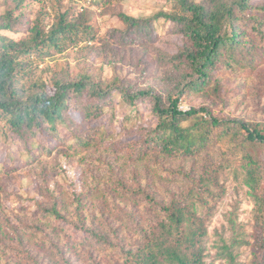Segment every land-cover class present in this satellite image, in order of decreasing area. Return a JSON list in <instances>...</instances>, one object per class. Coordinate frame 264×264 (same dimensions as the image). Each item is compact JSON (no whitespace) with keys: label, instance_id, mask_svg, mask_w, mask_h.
<instances>
[{"label":"trees","instance_id":"1","mask_svg":"<svg viewBox=\"0 0 264 264\" xmlns=\"http://www.w3.org/2000/svg\"><path fill=\"white\" fill-rule=\"evenodd\" d=\"M39 1L44 4L21 36L18 35L24 0L0 3L4 7L0 14V137L5 142L17 140L15 146L21 147L22 157L28 159H22L23 162L31 164L41 153L50 155L56 148L70 146H65L61 134L67 125L73 132L74 146L102 151L109 178H115L120 186L132 185L133 195L142 197L148 205L143 216L148 218L153 213L155 217L138 229V240L127 249L123 243L119 244V227L99 226L94 223L93 214L84 209V198L99 193L97 186L89 185L74 196L72 215L62 210L65 202L57 197L46 207L38 206L35 221L29 218L20 221L17 224L20 230L5 223V228L0 227V248L9 246L6 251L14 259L18 256L19 264L21 260L23 264H208L205 261L209 256L206 253L208 223L225 192L220 179L234 162L226 159V155L213 165L212 160L203 156L199 170L193 165L184 172L181 166L173 173L165 165L169 159L184 157L191 158L190 164H194L193 156L222 144L229 150L244 153L238 169L246 194L253 202L252 264H264V123L214 115L206 105L187 111L179 108L181 102L196 97L217 99L222 86L219 73L236 74L252 69L258 60L264 62V2L164 0L167 11L162 7L144 19L117 11L116 16L124 27L114 30L112 37L120 48L142 44L144 39L153 42L157 27L166 22L180 36L182 44L175 53L158 56L163 74L156 86H127L117 76L102 79L85 71L78 80L68 79L67 75L52 77L50 86L54 93L50 95L45 81L33 76L34 60H51L71 50L85 57L90 50H97L101 42L95 37L86 10L73 16L65 0ZM122 1L94 0L93 4L116 8ZM96 40L99 43L87 44ZM103 45L108 53L116 52L108 42ZM114 99L130 108L132 118L136 116V107L147 105L148 125L142 127L138 123L139 139L134 144L120 143L107 127L91 125L108 115L107 112L114 114ZM71 113L78 114L80 122ZM58 153L66 154L62 149ZM117 157L125 158L122 165L114 163ZM155 169L168 170L165 173L168 182L181 176L179 183L186 184L169 202L150 195ZM103 194L110 196L107 190ZM130 217L139 221L133 213ZM58 221L71 224L84 237L62 243L60 235L51 229V224ZM228 223L233 234H238L235 218L230 216ZM224 233L223 230L218 235L220 245L216 247L215 257L219 264H237L235 245L240 242L249 245V242L245 237L240 236L239 240L233 236L228 244ZM37 236L43 244L53 241L51 253L41 254L40 249L30 247L32 243L28 247V241ZM11 244L23 250L20 252ZM99 254L111 258L106 261Z\"/></svg>","mask_w":264,"mask_h":264},{"label":"rangeland","instance_id":"2","mask_svg":"<svg viewBox=\"0 0 264 264\" xmlns=\"http://www.w3.org/2000/svg\"><path fill=\"white\" fill-rule=\"evenodd\" d=\"M41 1L47 2V0ZM93 1L65 0L64 3L71 7L73 16L80 15L84 10L90 14L92 25L96 31L95 37L101 42L97 50H90L85 57H83V53L78 54L75 53L76 50H71L62 56L61 54L56 55L51 60H34L33 76H39L45 81L50 95L54 93V88L50 86L52 77L63 78L67 75L68 79L78 80L85 71H89L91 75L95 74L102 79L117 76L127 86L131 84L138 88L156 86L158 79L163 74L158 65V56L175 53L182 44L180 36L173 33L172 26L168 22L161 24L157 27V37L153 42L144 39L142 44L128 48H120L117 41L112 37V33L114 30H121L124 27L116 16L117 11L137 19L149 18L157 13L160 8H165L164 0H123L116 8L113 6L105 7L102 4L95 5ZM1 2L9 3V0H0ZM263 2L264 0H252V4ZM43 4L39 0H24L20 11L23 12L20 19L21 26H19L21 33L18 36L23 34L34 18L37 9ZM3 9L4 7L1 6L0 14L3 13ZM165 11H167L166 8ZM99 42L96 40L87 44ZM103 42H108L110 48H114L116 52L114 54L108 53L109 51ZM83 44L85 43L81 45ZM254 65L252 69L240 70L236 74L219 73L222 86L217 99L213 98L208 101L196 97L194 100L181 102L180 110L187 111L192 107L206 105L214 115L240 117L245 121L264 123V62L258 60ZM113 104L115 106L114 114L107 112L108 115L106 114L103 119L95 121L91 125H102L104 129L107 127L115 134V140L120 143H136L139 139V134H136L138 123L140 122L142 127L148 125L146 121L148 117L147 105L143 104L136 107V116L132 118L130 108L119 104L118 99H114ZM71 115L80 122L78 114L71 113ZM66 127L67 125L61 129V134L66 140L65 146L70 145L71 148L59 147L50 155L37 152L40 155L31 164L23 162V160L28 159L25 156L22 157L23 149L15 146L17 140L11 139L10 142H5L0 137V227L5 228V223H8L11 228L20 230L17 226L20 221L28 218L29 221H35L34 214L37 212L38 206L46 207V204L57 197L65 202L62 210L66 214L72 215L75 209V205L72 204L74 196L92 185L97 186L99 193L96 192L94 197L87 196L84 198V209L93 214L94 223H99V226L103 228L119 227L121 231V235H118L119 244L122 245L123 243L127 249L131 248L138 240V229H143L149 221L153 220L155 215L152 213L151 217H144L148 205L145 204L142 197L137 198L136 195H133L132 185L120 186L117 185L115 178H109L104 153L102 151L99 153L93 147L80 148L74 146L73 132ZM59 149H62L66 154L58 153ZM238 151L229 150L226 146L218 144L212 146L206 153L193 156L194 164H190L191 158L184 157L183 160L169 159L165 165L168 166L170 172H176L181 166L186 172L193 165L202 167L203 156L210 162L212 160L213 165L221 161L226 155H228L226 159H231L232 163L234 162L230 169L232 171L229 172L230 170H228L220 179V183L225 187V192L208 223L209 235L206 243L208 251L206 253L209 256L205 259L208 264L220 263L215 255L216 247L220 245L218 235L222 234L223 230L228 244L231 243L233 236L239 240L240 236L245 237V240L249 242V245L241 242L235 245L236 263L252 264L253 262L251 254L253 251V202L246 194L247 189L243 185V177L238 169L244 153ZM107 152L111 155L109 150ZM124 161L125 158H114V163L117 165H122ZM168 170L164 172L155 169L154 177H151L153 186L150 187V195L162 202H169L175 198L186 185L179 183L181 176H178V179L174 181H166L168 174L165 173H169ZM105 190L109 192L111 197L103 194ZM59 204L61 203L59 202ZM59 208L61 209V207ZM126 211L130 213L127 214ZM131 213L135 214L139 221L133 220L130 217ZM230 216L235 218V231L237 230L239 235L236 232L233 234L229 228L228 218ZM53 228L60 235L59 240H62V243L66 239L79 241L84 237L82 231L74 229L68 223L53 222L51 229ZM40 238V236L32 237V240L28 241V247L32 243L30 247L34 246L35 249H40L41 254L51 253L53 241L43 244ZM11 245L18 248L20 252L23 250L14 244ZM8 248L9 246H6L5 249L0 248V264H19L18 256L16 259L12 258L11 254L6 251ZM99 256L106 258V261L111 258L107 254H99ZM260 256L262 255L260 254ZM73 258L76 260L75 256ZM23 263L24 261L21 260L20 264Z\"/></svg>","mask_w":264,"mask_h":264}]
</instances>
